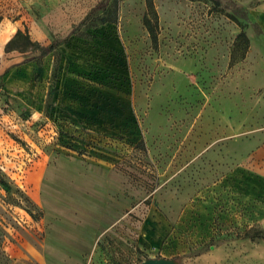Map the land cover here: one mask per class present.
Wrapping results in <instances>:
<instances>
[{"label":"rangeland","instance_id":"obj_1","mask_svg":"<svg viewBox=\"0 0 264 264\" xmlns=\"http://www.w3.org/2000/svg\"><path fill=\"white\" fill-rule=\"evenodd\" d=\"M154 5L0 0V264H264V0Z\"/></svg>","mask_w":264,"mask_h":264},{"label":"trees","instance_id":"obj_2","mask_svg":"<svg viewBox=\"0 0 264 264\" xmlns=\"http://www.w3.org/2000/svg\"><path fill=\"white\" fill-rule=\"evenodd\" d=\"M147 1V6H148V11L144 15L143 22L144 25L146 26L153 43L156 45L158 43V13L156 11L155 5H154V0H146ZM18 36H23L22 31H18L16 34V37ZM26 38L29 39V34H26ZM237 41L238 44L241 45V50H242V57H245L249 47H250V39L245 31H241L238 36H237ZM13 39L10 40L7 43V50L8 47L12 44ZM35 44L38 47L42 48V55L48 54L50 51H52L53 45L51 46H42L40 42L36 41Z\"/></svg>","mask_w":264,"mask_h":264},{"label":"crops","instance_id":"obj_3","mask_svg":"<svg viewBox=\"0 0 264 264\" xmlns=\"http://www.w3.org/2000/svg\"><path fill=\"white\" fill-rule=\"evenodd\" d=\"M262 17L264 19V13L262 14ZM3 45V41L0 40V48ZM36 200V198H35ZM160 228V227H159ZM161 229V228H160ZM157 232H161L158 228L156 229ZM46 249H47V242L42 238H37L35 242L28 243L27 245V251L24 256L26 258L34 261L36 264H47L46 261Z\"/></svg>","mask_w":264,"mask_h":264},{"label":"water","instance_id":"obj_4","mask_svg":"<svg viewBox=\"0 0 264 264\" xmlns=\"http://www.w3.org/2000/svg\"><path fill=\"white\" fill-rule=\"evenodd\" d=\"M140 264H176L175 260L172 258H148L141 262Z\"/></svg>","mask_w":264,"mask_h":264}]
</instances>
